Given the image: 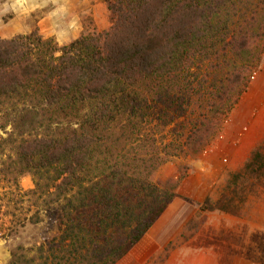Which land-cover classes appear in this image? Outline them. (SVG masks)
<instances>
[{
	"label": "trees",
	"instance_id": "trees-1",
	"mask_svg": "<svg viewBox=\"0 0 264 264\" xmlns=\"http://www.w3.org/2000/svg\"><path fill=\"white\" fill-rule=\"evenodd\" d=\"M103 1L98 34L0 39V211L57 229L7 264H118L177 196L157 171L214 144L264 63V0ZM260 188L262 144L200 211L241 218Z\"/></svg>",
	"mask_w": 264,
	"mask_h": 264
},
{
	"label": "rangeland",
	"instance_id": "rangeland-1",
	"mask_svg": "<svg viewBox=\"0 0 264 264\" xmlns=\"http://www.w3.org/2000/svg\"><path fill=\"white\" fill-rule=\"evenodd\" d=\"M68 1L73 3L75 0H63L61 3L67 4ZM82 2L84 3V0H81ZM59 4L56 1L45 8H37L29 17L19 19L17 22L24 26L28 33L34 25L39 27L40 20L46 14L58 12L59 29L49 38H54L60 45L69 44L82 34H98L110 27L107 4L103 0H87L86 7H82L83 13L80 14L83 30H80L77 38L66 39L68 42L63 43L64 34L68 32L64 30L63 21L68 22L72 16L63 15L67 5L63 7ZM13 12L11 9L5 13L6 22L13 18ZM17 22L15 26L9 25L11 31L8 30L6 33L9 38L26 34L14 29ZM42 35L46 38V34ZM254 75L256 78L250 79L251 85L257 80V73ZM259 144L264 145V111L259 110L256 95L251 89L233 110L222 133L209 149L195 158L171 160L157 171L156 182H166L170 179L177 181L183 176L176 190L177 196L173 200L176 208L173 213L184 215L186 219L192 217L180 236L170 243L169 248L166 247L169 255L193 239L188 246L191 252L186 255L191 257V264H264V188L258 189L256 195L250 198L241 218L220 212L200 211L203 201L207 197L213 199L218 197L229 175L244 166ZM236 160L239 161L238 167L234 164ZM20 185L24 191L33 189L32 177L22 178ZM4 208L0 211V264H7L18 246L26 248L39 246L57 234L56 226L51 219L38 225L27 223L24 227H15L16 219L14 221L6 215ZM148 246L145 242L142 243L133 251V255L137 250L146 251ZM164 251L150 258L146 264H159L154 260L164 254ZM126 262L129 261L126 260L123 264Z\"/></svg>",
	"mask_w": 264,
	"mask_h": 264
},
{
	"label": "crops",
	"instance_id": "crops-1",
	"mask_svg": "<svg viewBox=\"0 0 264 264\" xmlns=\"http://www.w3.org/2000/svg\"><path fill=\"white\" fill-rule=\"evenodd\" d=\"M56 1L60 3V6L66 7L67 5V9L63 10V12L65 11L63 15H67L69 17L72 16L68 22L63 21L65 24L64 30L68 31L64 34L65 37L63 38V43L68 42L66 39L77 38L80 30H83L82 16L80 14L83 13L82 7H86L87 0H84V3H81V0H75L73 3L68 1L67 4H62L61 2H63V0H15L13 2L12 0H0V39L9 38L6 36V33L8 30L11 31L10 26H15V23L19 21V19L27 18L30 16L31 12L35 11V9L45 8L56 3ZM8 5H10V7ZM11 9L14 11L13 18L6 22L4 20L5 13ZM59 15L60 14L58 12H52L46 14L40 20V33L46 34V38L53 37L55 31L59 29L60 23L57 21ZM18 23L19 22H17V27H14V29L16 31L19 30L20 33H26V28ZM29 31L30 30H28V32ZM12 35L14 36L15 33ZM251 86L246 94H249L251 89L254 90L257 106L260 111H264V64L257 73L256 82H254V85ZM234 164L238 167L239 161L236 160ZM28 187H30V185H28ZM175 209L176 208L172 201L142 241L136 245L134 249L118 264H123L126 260L129 262H126L125 264H146L150 258L159 255L164 251V248L174 242L183 232L186 224L192 219V217L186 219V216L184 215L173 213ZM144 242L145 245H149L148 249H146V251L143 249L141 251L137 250L136 254L133 255V251H135ZM192 242L193 239L172 251L164 264H191V257L186 255H189L187 253L191 252L189 251L190 247L188 246H190Z\"/></svg>",
	"mask_w": 264,
	"mask_h": 264
},
{
	"label": "built area",
	"instance_id": "built-area-1",
	"mask_svg": "<svg viewBox=\"0 0 264 264\" xmlns=\"http://www.w3.org/2000/svg\"><path fill=\"white\" fill-rule=\"evenodd\" d=\"M251 79H252V80H254L255 78H254V77H252Z\"/></svg>",
	"mask_w": 264,
	"mask_h": 264
}]
</instances>
